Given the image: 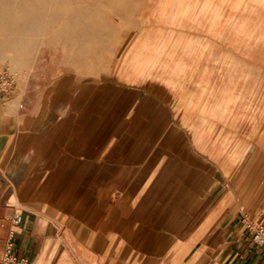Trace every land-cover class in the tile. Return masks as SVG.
<instances>
[{"label":"crops","instance_id":"obj_1","mask_svg":"<svg viewBox=\"0 0 264 264\" xmlns=\"http://www.w3.org/2000/svg\"><path fill=\"white\" fill-rule=\"evenodd\" d=\"M183 1L44 39L0 103V259L14 232L32 264H264V7L239 32Z\"/></svg>","mask_w":264,"mask_h":264},{"label":"rangeland","instance_id":"obj_2","mask_svg":"<svg viewBox=\"0 0 264 264\" xmlns=\"http://www.w3.org/2000/svg\"><path fill=\"white\" fill-rule=\"evenodd\" d=\"M1 2L5 4L4 7L10 6L13 9L17 5L23 7L15 10L14 16L11 17L12 23H22L24 17H27L25 28L15 27L7 30L4 28L7 9H0V71L8 69L16 79H20L25 71L31 68L44 45V39L51 34V30L58 29L61 21L83 18V22L96 24L102 23L107 18L106 14L110 13V8L116 11L122 8L150 9L157 5L161 6L158 19L160 18L164 23H173L175 19L173 16L165 15L167 9L174 7L171 0H4ZM183 2L191 3L194 8L195 23H206L208 18L211 22L238 23L239 32L244 27L243 20L248 18L241 16L240 13H248V9L264 7V0H184ZM134 13L138 14L135 10ZM260 19L261 25L254 32L256 34L254 38L262 40L264 39V15ZM62 29L65 31L67 28L63 25ZM12 39L16 42V57L21 64L17 71L13 70L12 65L6 61V51L1 49V46L5 47V44ZM247 164L245 171L251 187L256 190L264 189V161L248 160ZM263 193L264 191H260L256 195L260 197ZM262 210L263 208L260 212ZM248 212L254 221L258 219L259 214L251 210Z\"/></svg>","mask_w":264,"mask_h":264},{"label":"built area","instance_id":"obj_3","mask_svg":"<svg viewBox=\"0 0 264 264\" xmlns=\"http://www.w3.org/2000/svg\"><path fill=\"white\" fill-rule=\"evenodd\" d=\"M17 86V79L13 73L8 69L0 71V103L5 99V96L14 92ZM22 221V215H17L15 218L16 223ZM243 226L251 232L252 242L259 247H264V210L260 217L254 221L249 214H246L242 219ZM15 233L12 232L5 245V253L0 259V264H32L28 256L14 253Z\"/></svg>","mask_w":264,"mask_h":264},{"label":"bare ground","instance_id":"obj_4","mask_svg":"<svg viewBox=\"0 0 264 264\" xmlns=\"http://www.w3.org/2000/svg\"><path fill=\"white\" fill-rule=\"evenodd\" d=\"M0 1H4V0H0ZM4 5L5 4L2 2L0 3V9H3V10L5 8L7 9V12H5L6 18H5L4 28L7 30H12L15 27L25 28L27 26V17H24V21L22 23H12V21H11V17L14 16L15 10L17 8H23V7L17 5L16 8L14 6L15 9H13V7H10V6L4 7ZM28 24H29V22H28ZM16 47H17L16 42L14 41V39H12V40H9V42H7V44H5V47L1 46V49L6 51V57H7L6 61L12 65L13 70L17 71L20 68L21 64L19 63L20 62L19 59H17V57H16V55H17V51H15Z\"/></svg>","mask_w":264,"mask_h":264}]
</instances>
